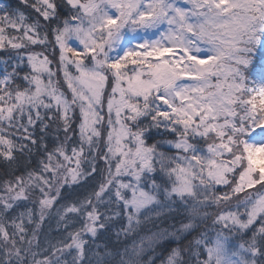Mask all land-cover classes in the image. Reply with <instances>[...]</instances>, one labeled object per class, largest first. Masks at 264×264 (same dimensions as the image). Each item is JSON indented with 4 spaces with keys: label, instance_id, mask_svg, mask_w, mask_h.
Listing matches in <instances>:
<instances>
[{
    "label": "snow or ice",
    "instance_id": "snow-or-ice-1",
    "mask_svg": "<svg viewBox=\"0 0 264 264\" xmlns=\"http://www.w3.org/2000/svg\"><path fill=\"white\" fill-rule=\"evenodd\" d=\"M0 264H264V0H0Z\"/></svg>",
    "mask_w": 264,
    "mask_h": 264
}]
</instances>
